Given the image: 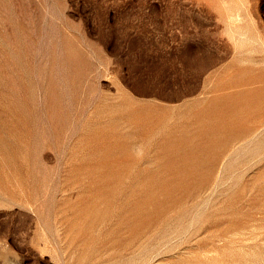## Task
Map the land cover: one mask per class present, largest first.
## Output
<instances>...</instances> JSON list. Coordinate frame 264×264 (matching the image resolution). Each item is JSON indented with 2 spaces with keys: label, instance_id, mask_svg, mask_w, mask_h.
<instances>
[{
  "label": "rangeland",
  "instance_id": "374dc122",
  "mask_svg": "<svg viewBox=\"0 0 264 264\" xmlns=\"http://www.w3.org/2000/svg\"><path fill=\"white\" fill-rule=\"evenodd\" d=\"M0 264H264V0H0Z\"/></svg>",
  "mask_w": 264,
  "mask_h": 264
},
{
  "label": "bare ground",
  "instance_id": "6f19581e",
  "mask_svg": "<svg viewBox=\"0 0 264 264\" xmlns=\"http://www.w3.org/2000/svg\"><path fill=\"white\" fill-rule=\"evenodd\" d=\"M237 14V13H236ZM240 16V15H239Z\"/></svg>",
  "mask_w": 264,
  "mask_h": 264
}]
</instances>
